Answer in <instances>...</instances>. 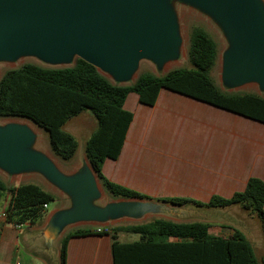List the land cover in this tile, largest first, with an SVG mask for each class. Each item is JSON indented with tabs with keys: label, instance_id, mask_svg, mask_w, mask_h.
Masks as SVG:
<instances>
[{
	"label": "water",
	"instance_id": "water-1",
	"mask_svg": "<svg viewBox=\"0 0 264 264\" xmlns=\"http://www.w3.org/2000/svg\"><path fill=\"white\" fill-rule=\"evenodd\" d=\"M176 3L207 15L227 40L223 90L255 86L264 97V0H0V64L33 58L62 69L82 60L119 86L134 84L143 62L164 76L165 68L182 59ZM38 138L27 124L0 125V170L10 179L38 175L68 200L69 206L56 211L41 232L49 253L72 227L148 216L204 217L200 210L151 200L102 204L104 189L88 161L82 157L79 169L66 173L38 149Z\"/></svg>",
	"mask_w": 264,
	"mask_h": 264
},
{
	"label": "trees",
	"instance_id": "trees-1",
	"mask_svg": "<svg viewBox=\"0 0 264 264\" xmlns=\"http://www.w3.org/2000/svg\"><path fill=\"white\" fill-rule=\"evenodd\" d=\"M188 58L190 69H176L164 76L143 73L129 86L113 84L82 60H77L73 67L62 69L28 63L1 77L0 118L32 122L47 133L54 155L70 162L79 145L64 127L70 120L90 111L97 120V128L87 141L85 155L104 191L116 199L152 200L145 194L111 182L103 174L108 159H119L133 122V113L125 109L131 93L139 96L141 104L153 107L161 91L166 89L264 123V97L255 93H230L213 81L211 72L217 62L218 47L205 29H193ZM7 194L11 201L5 212V222L14 226L39 225L47 214L45 206L57 201L56 194L37 184L10 186L0 177V195ZM159 202L202 209L238 205L260 219L264 233V181L258 178H251L245 190L231 198L213 196L208 203L188 198H168ZM209 229L210 225L203 222L176 223L164 219L117 226L102 234H97L92 227H80L62 239L61 264H66L71 239L91 235L110 236L115 264H143L148 250L149 264H264V258H257L242 231L234 229L232 237L224 238L210 235ZM120 234L139 235L141 241L121 243ZM161 238L180 242L163 244Z\"/></svg>",
	"mask_w": 264,
	"mask_h": 264
},
{
	"label": "crops",
	"instance_id": "crops-1",
	"mask_svg": "<svg viewBox=\"0 0 264 264\" xmlns=\"http://www.w3.org/2000/svg\"><path fill=\"white\" fill-rule=\"evenodd\" d=\"M125 109L133 113L134 119L121 155L116 161L108 159L103 166V174L111 182L145 194L155 203H165L159 200L168 198L208 203L213 196L231 198L235 193L243 192L251 178L264 181V123L166 89L161 91L153 107L141 104L139 96L131 93ZM84 158L87 160L86 155ZM80 165L81 162L70 172L63 171L73 173ZM10 201L9 194L0 195V264H61L62 239L80 227L111 228L125 221L140 225L149 223H144L148 219H164L176 223H207L210 235L224 238L232 237L235 229L225 223L205 221L200 216L187 220L166 216H148L141 221L124 219L108 225L68 228L56 240L55 250L49 253L41 232L56 211L69 206L68 200L65 198V205L58 206L50 214L49 205L44 220L36 226L7 224L5 212ZM166 204L170 208L190 211L202 209ZM119 241L137 243L141 237L120 234ZM160 241L163 244L180 242L172 238H161ZM254 250L256 256V250L261 252L258 248ZM148 253L149 250L143 264H149ZM66 264H115L110 236L71 239Z\"/></svg>",
	"mask_w": 264,
	"mask_h": 264
},
{
	"label": "rangeland",
	"instance_id": "rangeland-1",
	"mask_svg": "<svg viewBox=\"0 0 264 264\" xmlns=\"http://www.w3.org/2000/svg\"><path fill=\"white\" fill-rule=\"evenodd\" d=\"M175 9L179 18L180 23V29H181V36L183 39V49H182V59L178 62H175L172 64L171 67L165 68L164 73H169L170 71L176 70V69H182V68H192L189 58H188V51H189V45H190V37L191 33L194 28L200 27L205 29L215 40L217 47H218V58L216 65L211 72V77L215 84L220 88L224 89L222 85L221 80V74H222V63H223V54L228 48L227 40L225 39L221 29L217 26V24L209 18L207 15L203 14L202 12L196 10L193 7L182 5V4H175ZM33 63L36 65L44 66L39 61L33 58H23L20 59L17 63H1L0 64V79L1 77L9 70L18 69L21 66ZM153 73L157 75L156 68L151 65L149 62H143L140 66L139 75L143 73ZM230 93H236V94H245V93H255L259 94L260 91L255 86H246L243 88H240L238 90H234ZM8 123H20V124H27L31 128L35 130V132L38 134V149L46 152L48 155H50L58 164V166L66 171L70 172L72 171V168L80 164L81 158L85 155V149L88 139L91 137L93 132L97 128V120L94 117V115L90 111H86L77 118H74L71 120L70 123L66 127H64V131L67 133H70L73 135L77 142H78V151L75 155V158L73 161L65 162L59 159L54 155L52 152L50 146H49V138L46 132H44L42 129L38 128L35 124L32 122L25 120V119H18V118H10V119H4L0 118V125H5ZM0 177L6 181L8 185H20L25 183H34L42 188H44L47 191L53 192L57 195V201L50 205V209L48 214H50L54 209H56L58 206L65 205V198L57 191L55 190L51 185H49L44 179L39 177L38 175L34 174H27L21 177H16L14 179L8 178L5 173H3L0 170ZM111 201H116V198H114L112 195H110L108 192L104 191V199L102 201V204H106ZM200 211L203 212V219L205 221L209 222H216V223H225V226L231 225V227L238 229L245 233L248 240L252 243L253 247L255 249H260L257 251V257L259 260H261L264 257V233H263V227L260 219L255 215L251 214L249 212L244 211L240 206L235 205L234 207H231L230 209H207L204 208L203 210L200 209ZM253 215V217H251ZM152 219H148L146 222H150ZM139 224L136 222H129L125 221L122 223L114 224L111 226V228H114L118 225L128 226V225H134ZM230 227V226H229Z\"/></svg>",
	"mask_w": 264,
	"mask_h": 264
},
{
	"label": "built area",
	"instance_id": "built-area-1",
	"mask_svg": "<svg viewBox=\"0 0 264 264\" xmlns=\"http://www.w3.org/2000/svg\"><path fill=\"white\" fill-rule=\"evenodd\" d=\"M48 207L49 206H45V210H48ZM94 231L97 233V234H102V233H108L109 232V227H95L93 228Z\"/></svg>",
	"mask_w": 264,
	"mask_h": 264
},
{
	"label": "bare ground",
	"instance_id": "bare-ground-1",
	"mask_svg": "<svg viewBox=\"0 0 264 264\" xmlns=\"http://www.w3.org/2000/svg\"><path fill=\"white\" fill-rule=\"evenodd\" d=\"M172 66V64L171 65H169L168 67H171Z\"/></svg>",
	"mask_w": 264,
	"mask_h": 264
}]
</instances>
